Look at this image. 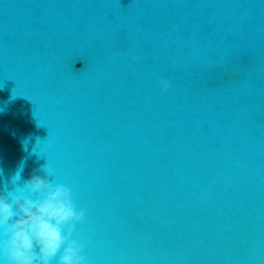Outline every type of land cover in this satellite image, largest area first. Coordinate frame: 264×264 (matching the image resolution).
<instances>
[{"label":"water","instance_id":"95a60500","mask_svg":"<svg viewBox=\"0 0 264 264\" xmlns=\"http://www.w3.org/2000/svg\"><path fill=\"white\" fill-rule=\"evenodd\" d=\"M47 165L88 264H264V0H0V192Z\"/></svg>","mask_w":264,"mask_h":264},{"label":"clouds","instance_id":"9594fccd","mask_svg":"<svg viewBox=\"0 0 264 264\" xmlns=\"http://www.w3.org/2000/svg\"><path fill=\"white\" fill-rule=\"evenodd\" d=\"M160 85L167 92L170 82ZM33 175L23 187L0 192V260L3 264H88L84 244L73 239L85 220L73 203L72 190L54 185V169ZM18 174V179L20 175ZM17 175L14 177L16 178ZM13 178V183H15Z\"/></svg>","mask_w":264,"mask_h":264}]
</instances>
